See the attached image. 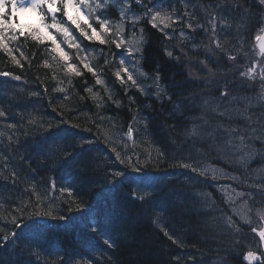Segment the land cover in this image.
<instances>
[{
  "label": "trees",
  "instance_id": "trees-1",
  "mask_svg": "<svg viewBox=\"0 0 264 264\" xmlns=\"http://www.w3.org/2000/svg\"><path fill=\"white\" fill-rule=\"evenodd\" d=\"M155 12L176 16L153 27ZM228 12L242 43L222 48L210 21L217 16L218 29ZM99 15L112 29L107 43L73 25L81 50L62 44L79 75L53 59L50 41H6L12 55L0 48V73L11 74L0 77V237L17 233L0 240V264H251L253 229L264 222V54L255 40L264 5L108 0ZM121 58L135 85L116 78ZM262 253L252 264H264Z\"/></svg>",
  "mask_w": 264,
  "mask_h": 264
},
{
  "label": "snow or ice",
  "instance_id": "snow-or-ice-1",
  "mask_svg": "<svg viewBox=\"0 0 264 264\" xmlns=\"http://www.w3.org/2000/svg\"><path fill=\"white\" fill-rule=\"evenodd\" d=\"M137 4L141 2V0H135ZM5 3L6 0H0V48L4 49L6 53L9 55H12V49L8 47V43L6 41H17L19 37H24L27 39L30 37L34 41H43L45 38L50 40L53 47L51 48V52L54 53L53 59L56 60L57 58L61 62H67L69 60V55L67 52L64 51V49L61 47V44L57 42L56 38L51 34L48 33L47 37H44L41 35V31L32 28L28 30L27 33L23 29H21L18 25L14 23V21H9L5 19ZM259 3L261 5H264V0H259ZM91 5L89 4V0H30V3L27 5V7L23 6L22 0H21V6L18 7L17 0H11V8L14 14L18 12H35L37 13L41 23L43 24V30L47 31L49 28H54L57 32L61 33V35L64 38V43H67L70 48H75L77 51L81 50V45L75 41V39L72 36V33L70 32L69 28L64 26L63 24L57 22L56 19V14L58 12H62L63 16L66 17L67 21L71 22V25L75 26V29L80 33L81 36H83L86 40L88 41H98L101 44H105L108 41L105 39L106 34L112 31V29L107 26L108 22L106 20H100L99 17H96L97 20L100 22V29L101 31H97L95 27H93V24L90 22L91 18V12L86 13L83 11V9H91ZM97 8H100L101 5L97 4ZM149 12H152V9H148ZM45 13L50 15L52 17V23L48 24L45 23ZM74 13V14H73ZM185 15H188L186 12ZM216 16L214 15L212 17V28L213 30L216 29ZM162 24L164 28H168L170 26L169 24V17L168 16H162L159 12H155L151 16V21L153 27H157V23ZM187 27L189 29L192 28L191 24H188ZM123 30L119 29L115 35H120L122 34ZM261 32H264V28L261 29ZM184 33L181 32V36H183ZM255 40L258 42L259 48L261 52H264V35H256ZM115 43V46L117 49H120L121 46L124 44L123 40H118V41H112ZM219 47V45H217ZM129 53L132 51V49H128ZM136 51H140L139 48L136 49ZM169 57L172 56V52H167L166 53ZM23 55V53H21ZM12 59L14 63L19 64L20 61L16 59V57L13 55ZM229 59H234L233 57H229ZM81 62L84 63V67L88 68V71H93L91 67L85 62V58H81ZM125 61L123 58L120 60V69L116 71L115 76L116 78L121 82V83H126L123 78H122V73L127 74V81H131L133 85L136 84V81L133 78V75L129 71L128 68L124 67ZM66 69L69 73L75 72L77 75H79L78 69H76L74 64L66 63ZM252 69L248 70V73L251 74ZM244 75V73H242ZM0 77H11V74L8 72H2L0 73ZM159 78V77H157ZM15 80H20L19 76L14 77ZM97 84H102L103 81L98 77L96 79ZM62 91V89H61ZM86 91L91 92V89H86ZM33 95H36V93H33ZM221 96H227V93H221ZM93 98H95V94L93 93ZM131 99V97H130ZM117 104L119 102L117 101ZM5 113L3 111H0V117L4 116ZM223 115V113H221ZM11 127V125H9ZM229 134L234 135L235 132L237 131L236 129H228L226 130ZM253 132H255V129H253ZM129 136L132 135L131 128L129 129ZM241 142H243V137H241ZM229 143H231V140H229ZM113 152H116V149H112ZM71 153H69V156ZM116 158L120 160V163L123 164L125 163L124 159H121V155L119 152H116ZM128 163L129 165L133 164V161L131 158H128ZM185 168L191 167L190 165L184 164L182 165ZM195 170V169H193ZM202 175L204 173H201ZM13 176H15V173H13ZM116 177L122 176V173L116 172L115 173ZM115 183H118L119 180L114 181ZM52 189L53 191L55 190V182L52 183ZM61 191H68L69 194H71L72 190L70 188H62ZM238 196L243 195L242 193H237ZM77 209H81L84 206L82 204H77L76 205ZM15 211H21L22 209L17 208L14 209ZM36 217L45 219V217H52V212H46V213H37ZM59 220H65L66 218L64 216L58 217ZM16 217H13V224L15 227L19 228L21 225L15 224ZM231 222V221H229ZM47 225H41V224H35L33 225L30 230H39L42 227H45ZM95 230V229H94ZM255 232L256 229H253ZM168 235V233H165ZM17 233L12 232L10 234H6L2 237H0V240H3L5 244L10 240V239H15ZM259 237H260V243L264 245V230H261L259 232ZM170 239H172L171 236H169ZM105 243H108L105 241ZM264 255V253H262ZM246 259H258L257 255L253 251H249L245 257ZM175 259V258H174Z\"/></svg>",
  "mask_w": 264,
  "mask_h": 264
},
{
  "label": "rangeland",
  "instance_id": "rangeland-1",
  "mask_svg": "<svg viewBox=\"0 0 264 264\" xmlns=\"http://www.w3.org/2000/svg\"><path fill=\"white\" fill-rule=\"evenodd\" d=\"M103 1L104 0H89V4L92 6L91 9H83V11H85L86 13L91 12V18L93 19L92 24H94L93 22H99V20H97L96 17H99L100 20H102V17L100 15H98V12L100 10H103L102 8L104 5L101 4V2H103ZM22 3H23L24 7H27V5L30 3V0H22ZM17 4H18V7H20L21 6V0H17ZM97 4H100L101 7L97 8L96 7ZM9 11H11V14H14L12 11V8H11V0H6V3H5V19L10 21V18L7 17L9 15V13H8ZM92 14H94V15H92ZM168 15L171 18L175 19L176 13L175 14H172V13L167 14L166 16H168ZM230 16H231V14L229 12L226 14H223V17L221 18L222 25L220 23V26H219L220 28H218L219 31H218V29H215V30H217V32H219L216 42L220 46H222V48L226 47L224 45H234L235 42H238V41L240 43H242V40L239 38H235V35L233 34V32H235V31H233L230 27L231 26V21L229 19ZM16 18H17L16 22H18L20 25L26 26L29 29L35 28V29L41 31V35L44 37H47L48 33H51L56 38L57 42L61 44V47H62V44H64L63 36L61 35V33L57 32L54 28H49V29H47V31L43 30V24L41 23L37 13H35V12H18V13H16ZM216 18H217V16H216ZM66 21H67V19L64 20V22H66ZM221 21H219V22H221ZM52 22H53L52 19H50L48 17V15L45 13V23L51 24ZM57 22H59V21H57ZM210 22H212V19ZM59 23L68 27L70 32H72V26L69 23H62V22H59ZM211 29H213V28L211 27ZM97 31H99V29H97ZM45 40L50 41L46 38H45ZM50 43H51V41H50ZM227 47H229V46H227ZM260 72L264 75V65L263 64L260 66ZM238 101H240V100H238ZM152 191H154V190H152ZM223 192L227 193L229 195H233V192L226 187L223 188ZM156 206L159 207L158 205H156ZM261 230H264V224L262 225V228L259 230V232ZM262 247L264 248V245H262ZM255 253L258 257V253L257 252H255ZM246 255H245V257H246ZM246 260L248 262H255L257 259H251V260L246 259Z\"/></svg>",
  "mask_w": 264,
  "mask_h": 264
},
{
  "label": "water",
  "instance_id": "water-1",
  "mask_svg": "<svg viewBox=\"0 0 264 264\" xmlns=\"http://www.w3.org/2000/svg\"><path fill=\"white\" fill-rule=\"evenodd\" d=\"M263 35H264V33H263ZM260 49V48H259ZM261 51V50H260Z\"/></svg>",
  "mask_w": 264,
  "mask_h": 264
}]
</instances>
